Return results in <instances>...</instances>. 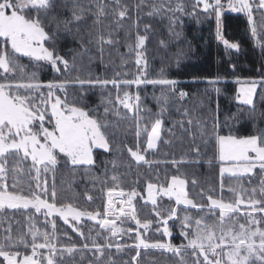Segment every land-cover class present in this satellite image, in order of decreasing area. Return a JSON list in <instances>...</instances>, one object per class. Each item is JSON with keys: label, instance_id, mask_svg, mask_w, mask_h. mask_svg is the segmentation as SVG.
<instances>
[{"label": "snow or ice", "instance_id": "obj_1", "mask_svg": "<svg viewBox=\"0 0 264 264\" xmlns=\"http://www.w3.org/2000/svg\"><path fill=\"white\" fill-rule=\"evenodd\" d=\"M64 8L70 10V16L57 20ZM145 8L148 9L145 12L148 17L166 18L169 22V33L175 36H179L176 28L182 24L181 16H196L199 10L206 16L213 17L216 39L226 52H239L240 45L225 36V13H242L247 17L248 31L255 46L264 52V0H193L190 10L186 8L183 0H151V3L148 0H136L131 6L123 0H88V4L81 3V0H71L70 3L68 0H0V226L16 212L25 217L26 224V231H18L16 235H13L11 223L3 228L0 236V264H57V253L60 256H71L77 250L75 245L58 248L53 243L56 238V223L49 219L51 217H59L65 224H70V220L78 224L82 217H87L104 229L110 238L133 232L131 227L124 229L117 223L119 221L123 224L130 220L136 225L135 239L138 243L134 247L171 253L179 258L178 264H188L185 253L189 250L193 257L192 264H264V130L242 138L230 133L221 134L217 118L211 140L220 164V195L214 198L212 189L207 193L201 189L198 194L207 203L190 198L189 183L195 187L197 180H189L182 167L200 163L201 146L196 143V132L193 129H198L201 138L209 134L202 123L190 115L188 109L183 110L182 120L174 122L172 128H165L164 114L168 110L171 97L184 100L188 93L178 91L179 82L168 79L163 74L159 78L148 76L146 43L151 25L145 23L141 33L139 15ZM109 14L117 28L130 21L136 29L135 48L128 45L129 52L135 53V64L138 66L134 77L129 78L127 73L117 74L119 78L112 79L81 78L77 75L72 79L43 84L33 72L25 79V65L21 63V58L24 57L37 64H50L57 73L62 70L67 73L73 68L68 59L51 47L55 33L48 31L49 21H56V31H60L62 25L64 31L71 32L73 24L79 26V22L86 15H91L93 26L97 29L94 39L99 55L103 57L104 46L117 42L112 35L115 29H110L107 35L99 30L104 24L103 18ZM92 42L93 35L89 32L87 43ZM80 43L82 54H87L84 37H80ZM159 43L162 47H167L165 40H160ZM235 67L233 64V70ZM18 72L19 79L15 78ZM220 83V77L206 80L207 86L217 94L220 93ZM237 83L241 82L237 80ZM69 85H78L81 91L97 86L107 89L111 85L115 90V103L126 112L122 114L119 108L106 106L103 117L95 112L90 115L89 110L67 101ZM149 85L154 89L159 87L161 91L160 96L153 97L159 108L156 113H152L142 103L141 86L146 88ZM258 87L261 88V98L264 99V79L241 83L236 96L240 105L248 106L252 116L256 113ZM45 88L46 92L42 90ZM133 88L134 92L131 91ZM107 104H113L111 97ZM110 111L120 119L132 122L135 140L131 147L124 145V150L137 166H145L151 170L153 165L161 163L149 159L148 153H154L161 143L171 144V139L162 140V133L167 131L169 137L175 136L173 128L177 126L189 136L187 151L191 155L186 154L166 161L165 163H170L175 168V174L168 177L166 183L148 181L146 199L135 188L126 191L121 186L119 175L115 172L109 175L105 167V179L100 180L105 186L101 191L106 189L103 215L100 210L80 209L73 203L58 204L55 185L58 166L67 167L71 172L78 169L93 170L99 167L97 150L112 153L117 149L113 143L115 132L112 131L116 125L110 126L107 119ZM108 163L113 169L117 167L115 160ZM49 172L53 173L51 189L47 177ZM257 175L262 177L259 187L245 188L240 183H224L227 176L237 182L247 177L251 184L252 177ZM225 189L235 198L226 201L223 196ZM137 197L143 199L145 205L152 206V211L158 218L156 221H141L138 218L134 204ZM158 197H167L169 201H174V205L166 210V215L161 214L164 209L159 207ZM87 199L91 201L93 197L88 195ZM180 206H183L182 215L178 213ZM206 208L208 212L198 217L187 212L188 209H193L199 213ZM241 216L243 222L240 220ZM37 217H43V224H50L52 231L41 230L37 226ZM170 220L179 222L180 235L186 243L176 245L170 239L167 242H149L139 231L144 229L146 232L153 223H158L160 228L155 230L160 231L162 228L163 236L171 237ZM70 226L73 231L84 236L75 224ZM113 247L119 252L129 245L111 242L100 244L95 240L91 245L83 244L84 249L94 250L97 260H102L105 248ZM21 248L30 249V254L22 252ZM44 249L47 250V255L41 251ZM140 255V251H137L133 256L135 264H139ZM106 264L115 262L109 258Z\"/></svg>", "mask_w": 264, "mask_h": 264}, {"label": "trees", "instance_id": "obj_2", "mask_svg": "<svg viewBox=\"0 0 264 264\" xmlns=\"http://www.w3.org/2000/svg\"><path fill=\"white\" fill-rule=\"evenodd\" d=\"M58 2H63V0H58ZM68 2L70 3L71 0H68ZM123 2L131 6L136 3V0H123ZM148 2L151 3V0H148ZM81 3L88 4V0H81ZM183 3L190 10L193 0H183ZM146 11H148L147 8L141 11L139 15L141 33H143V25L145 23L151 25L149 39L146 43L148 76L159 78L163 74L166 78L179 82L178 91L188 93V97L184 100H180L175 96L171 97L168 110L164 114L165 128H172L174 122L182 120L184 118L183 110L188 109L190 115L201 122L209 134L207 137L201 138L198 129H193L196 132V143L201 146L200 163L196 166L185 165L182 167V171L185 172L189 180L192 178L197 180L195 187L189 183L190 198L207 203L206 199H203L198 194L201 189L205 193L212 189L214 198L220 195V164L216 158L211 140L214 121L218 118L221 134L230 133L241 138L264 130V99L261 98V88L258 87L256 93V113L254 116L249 114L248 106L240 105L236 100L240 84L237 83V80L250 82L264 79V52L255 46L248 31L247 17L245 15L225 13L223 23L225 36L240 45L239 52L235 50L226 52L223 45L216 40L215 19L213 17L206 16L199 10H197L196 16H181L182 24L176 28L179 36H175L169 33V22L166 18L148 17L145 15ZM69 16L70 10L64 8L62 15L58 16L57 20ZM133 16H135V13H133ZM103 19L104 24L100 26L99 30L107 35L110 29H115L112 35L117 41L111 46H104L103 57H100L94 39L97 29L93 26V17L91 15H86L85 19L79 22V26L73 24L71 32L64 31L62 25L61 30L56 31V21H49L48 31L55 33L51 47H54L59 55L68 59L73 64V68L67 73L63 70L57 73L50 64L45 62L37 64L30 62L28 58L24 57L21 58V63L25 65V79L27 75L33 72L36 73V78L43 84L54 80L72 79L77 75L81 78L100 77L101 79H112L119 78L117 74L123 75L127 73L129 78L134 77L138 66L135 64V53L129 52L128 45L131 44L135 48L136 29L130 21H126L123 27L117 28L113 23L111 14ZM77 27H79V31H77ZM89 32L93 35V42L90 44L87 43V34ZM80 37L85 38L88 48L87 54H82ZM160 40H165L167 47H162L159 43ZM74 57L75 59H73ZM233 64L236 65L235 70L232 68ZM217 77L221 78V83L218 85L220 88L219 94L206 84V80ZM15 78L19 79V72ZM42 90L44 92L47 91L46 88ZM140 94L142 103L147 105L152 110V113L159 112V108L153 98L161 95L159 87L154 89L151 85L146 88L141 86ZM60 95L63 98V94ZM109 97L113 100L112 105L107 104ZM114 98L115 90L111 85L107 89H101L97 86L86 91H81L78 85H69L67 88V101L89 110L90 115L95 112L100 117H103L106 106L119 108L122 114L125 113L126 110L122 106L117 105ZM107 119L110 126L116 125V127L112 128V131L115 132L113 143L117 146V149L112 153H103L102 150H97L99 153L97 155L99 167L93 170L78 169L75 172H71L67 167L58 166V170L55 173L58 204L73 203L80 209H87L88 211L100 210L101 215H103L106 207V189L101 191L105 186L100 183V180L105 179L103 175L105 167L109 175L113 172L119 175L121 186L126 191L135 188L146 198V183L148 181L166 183L167 178L175 174V168L170 163H165L166 161L173 158L178 159L186 154L191 155L187 151L190 144L189 136L177 126L173 128L175 136L169 137L167 131L162 133V140L171 139V144L161 143L154 153H148L149 159L158 160L161 163L153 165L151 170L145 166H137L126 150H124V145L131 147L135 140L131 120H122L113 115L111 111L108 113ZM112 160L116 161L117 167L115 169L108 163V161ZM24 166L26 167L27 163ZM47 177L49 189H51L53 173L49 172ZM94 177L98 179H94ZM261 178L259 175L252 177L251 184H249L247 177L242 178L238 182H244L247 187H252V185L259 186ZM25 179L27 178L25 177ZM32 183L35 182L33 181ZM108 183L110 184L111 181L109 180ZM224 183L229 185L237 183V181L226 176ZM88 195L93 197L91 201L87 199ZM223 196L224 199L229 196L227 189L224 190ZM134 204L136 205L137 216L141 221L149 219L156 221L158 219L152 211V206L150 204L145 205L140 197L134 201ZM158 204L161 209H164L161 214L166 215V210L174 205V201L160 198ZM182 210L183 206H180L178 213L181 215L183 214ZM187 212L193 217H198L200 214L208 212V209L201 210L199 213L197 210L188 209ZM53 220L56 223V238L53 243L58 248L72 245L77 248L71 256L67 254L60 256L57 253V264H102V261L103 264H106L109 258L115 264H135L132 258L139 251L131 248L132 244L135 243V235L128 234V239L122 236L110 238L109 234L101 229L98 224L84 221L81 224L74 223L84 233V236H81L78 232L73 231L70 225L63 223L60 218L56 217ZM17 221L20 223L17 224ZM42 221L43 217H37V226L41 230L51 232V225H44ZM173 222L170 221L169 223L174 234L171 242L176 245L186 243L180 235L179 222ZM9 223H11L13 235H16L18 231H26L25 217L20 212H16L13 216L3 221L2 226H0V236L3 234V228H6ZM117 223L120 224V222ZM156 224L158 225V223H153L152 227L156 226ZM173 224H175L174 227ZM121 225L127 228L131 227L134 231L136 229V225L132 221H125ZM147 238L151 239L150 236ZM93 240L100 244L111 242L113 244L129 245V247H125L119 252H117L115 247L111 249L105 248L104 257L102 260H97L93 254L94 250L89 251L83 248L84 243L91 245ZM20 250L30 254V249L21 248ZM41 251L45 254L47 253L46 249ZM140 253L139 264H178L179 260L173 254L162 250L144 249ZM185 259L188 264H192L193 257L190 250L185 253Z\"/></svg>", "mask_w": 264, "mask_h": 264}, {"label": "rangeland", "instance_id": "obj_3", "mask_svg": "<svg viewBox=\"0 0 264 264\" xmlns=\"http://www.w3.org/2000/svg\"><path fill=\"white\" fill-rule=\"evenodd\" d=\"M227 13V12H226ZM232 14H235V13H232ZM236 15H244V14H240V13H238V14H236ZM256 16H257V19H259V14L257 13L256 14ZM215 29H216V24H215ZM217 40V39H216ZM217 42H219L218 40H217ZM241 83H243V82H241ZM240 83V84H241ZM244 83H247V82H244ZM240 86L241 85H239V87H238V93H239V88H240ZM258 89V88H257ZM131 91H135V88H133V89H131ZM258 91V90H257ZM60 94H62V93H60ZM257 171H259V169H257ZM255 177V176H254ZM237 183H240V184H243V186L245 187V188H248L245 184H244V182H237ZM231 184H235V183H231ZM252 187H259V186H255V185H252ZM227 193H228V197L225 199L226 201H228V200H232V199H234L235 197L233 196V194L232 193H230V192H228L227 191ZM138 198V197H137ZM136 198V199H137ZM146 198H147V195H146ZM145 198V199H146ZM160 198H167V197H158V200L160 199ZM257 198H259V194H257ZM135 201V200H134ZM119 207H120V205H119ZM257 215H260L259 213H257ZM53 218H56V217H51L50 219H53ZM59 218V217H58ZM61 219V218H60ZM62 220V219H61ZM240 220H241V222H243V217L241 216L240 217ZM84 221H91V220H89V219H87V217H82L81 218V220L79 221V223L78 224H81L82 222H84ZM130 220H128V222H129ZM171 221V220H170ZM170 221H169V223H170ZM62 222H63V220H62ZM91 222H93V223H96L95 221H91ZM119 222V221H118ZM64 223V222H63ZM74 223H76L77 224V222H75V221H71L70 220V224H74ZM174 223V222H173ZM70 224H68V225H70ZM119 226L120 227H122V228H124V229H127V227H125V226H123V225H121V224H119ZM170 228H171V231H172V226L170 225L169 226ZM157 228H160V225L158 224H156V226H154V227H151L148 231H146L145 232V230L144 229H139V231L143 234L144 233V239H146L147 241H149V242H153V241H161V242H167L169 239L170 240H172L173 239V237H174V234H173V232H172V235H171V237H167V236H163V234H162V228H161V230L160 231H156L155 229H157ZM102 229V228H101ZM104 230V229H103ZM143 231V232H142ZM179 231H180V227H179ZM128 234H132V235H135V231H133V232H131V233H127V232H125L124 234H122L121 236L122 237H125V239H128ZM150 236V238L151 239H148L147 237H149ZM136 243H138V241L135 239V243L134 244H132L133 246H131V248H135L136 250H139V251H141V250H144V249H137L136 247H134V245L136 244ZM149 249H151V248H149ZM47 251V250H46ZM45 255H47V253L45 254ZM0 259H2V258H0Z\"/></svg>", "mask_w": 264, "mask_h": 264}, {"label": "crops", "instance_id": "obj_4", "mask_svg": "<svg viewBox=\"0 0 264 264\" xmlns=\"http://www.w3.org/2000/svg\"><path fill=\"white\" fill-rule=\"evenodd\" d=\"M235 14H238V13H235ZM240 14H242V13H240ZM244 83V82H243ZM239 85H241V84H239ZM258 90V89H257Z\"/></svg>", "mask_w": 264, "mask_h": 264}, {"label": "built area", "instance_id": "obj_5", "mask_svg": "<svg viewBox=\"0 0 264 264\" xmlns=\"http://www.w3.org/2000/svg\"><path fill=\"white\" fill-rule=\"evenodd\" d=\"M117 207H119V205H117Z\"/></svg>", "mask_w": 264, "mask_h": 264}]
</instances>
